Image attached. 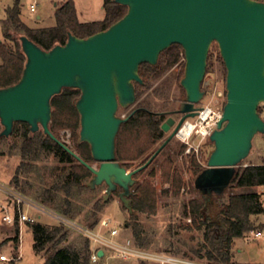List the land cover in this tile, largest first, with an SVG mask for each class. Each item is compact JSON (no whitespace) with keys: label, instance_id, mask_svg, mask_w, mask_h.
Masks as SVG:
<instances>
[{"label":"water","instance_id":"1","mask_svg":"<svg viewBox=\"0 0 264 264\" xmlns=\"http://www.w3.org/2000/svg\"><path fill=\"white\" fill-rule=\"evenodd\" d=\"M114 1L128 8L126 15L88 38L69 33L65 45L45 51L26 36L20 37L27 63L18 83L0 90V138L10 137L16 123L28 124L31 133L42 131L93 174L89 188L106 185L107 200L120 187V199L132 212L129 196L134 176L152 164L188 119L199 114L210 48L217 43L227 70L226 102L208 138L214 148L195 187L203 195L222 196L250 156L254 138L264 134V119L258 111L264 104V2ZM175 44L185 55L180 84L186 97L176 112L182 118L154 155L130 172L116 158V138L127 120L118 113L137 101L136 83L143 84L140 66L156 65L161 53ZM64 89L81 92L75 105L80 141L90 146L98 167L84 161L50 130L51 101ZM174 124L168 118L161 129L168 133Z\"/></svg>","mask_w":264,"mask_h":264},{"label":"trees","instance_id":"2","mask_svg":"<svg viewBox=\"0 0 264 264\" xmlns=\"http://www.w3.org/2000/svg\"><path fill=\"white\" fill-rule=\"evenodd\" d=\"M257 1L264 2V0ZM103 10L105 17L102 21L82 23L78 18L74 0H65L55 11V26L33 29L22 21L20 0H16L13 6L6 10V18L2 21L0 90L14 86L23 75L27 57L22 50L21 36H26L43 50L50 51L56 45H65L69 33L78 38H88L107 30L126 15L128 8L115 3L114 0H104ZM211 57L209 55V62ZM219 60L225 66L221 55ZM176 65L182 66L180 75L184 77V50L177 44L162 52L156 65L142 64L139 75L143 84L136 83V103L140 102L144 91L152 88L155 80ZM209 67L210 64L208 63L207 69ZM80 95L81 92L77 89H64L61 94L53 97L50 130L60 140V131L70 130L76 144V149H71L84 161L93 164L95 161L91 155L90 146L80 141V115L75 107ZM258 111L261 114L260 107ZM165 119V116H159L140 102L133 114L122 124L117 135V162L127 169L130 167L129 163L137 161H141L139 167L143 166L154 154L151 153L152 149L165 137V133L161 129ZM2 130L3 127L0 122V133ZM13 135H20L22 138L20 148L22 162L17 167L13 177V184L16 189L21 188V191L25 192L20 183L21 174H28L33 168V162L40 160L42 156H53L60 163L68 164L69 171L61 184H54L44 191L42 200H38V203L45 209L51 207L63 217L73 219L75 216L72 202L73 191L90 190L88 183L93 174L42 131L31 133L28 124L16 123ZM207 144L213 150L214 146L210 142ZM185 149L186 146H182L178 154H183ZM0 155L2 154L0 153ZM196 159L195 156L191 158L190 167L193 175L197 178L205 168ZM173 164L174 160L168 159L161 165V169L168 165L165 172L163 171L164 182L170 183V188L165 191V194L178 196L186 184L178 170L173 168ZM145 171L146 169L138 173L135 178H139ZM149 175L154 176L155 172L152 171ZM26 183L28 182L26 181ZM260 186H264V164H250L237 169L230 189L248 190ZM60 192L64 193V198L58 197ZM115 193L118 195V192ZM129 200L132 212H130L131 220L127 223V227L132 230L135 244L146 249L147 241L142 235V226L138 217L140 214L151 216L157 213L156 191L149 182L144 181L132 189ZM103 205V199L95 203L92 213L93 219L97 217ZM262 214H264V204L261 195L257 192L231 193L227 200L222 196L200 194L198 198L189 200L184 204L183 215L190 220V223L182 226V229L188 232L202 233L203 242L192 248L190 253L185 252L184 257L205 259L212 264H233L235 241L246 238L247 235L259 229H264L263 225L257 226L252 220L254 216ZM26 224L33 234L34 251L37 255L43 254L45 256L44 264H91L90 241L88 239L83 248L77 249L66 244L68 232L62 225L50 227L39 222ZM95 225L96 222L90 228H94ZM13 226L14 234L10 240L15 247L14 259H18L21 227L17 221Z\"/></svg>","mask_w":264,"mask_h":264},{"label":"rangeland","instance_id":"3","mask_svg":"<svg viewBox=\"0 0 264 264\" xmlns=\"http://www.w3.org/2000/svg\"><path fill=\"white\" fill-rule=\"evenodd\" d=\"M15 1L0 0V41L3 40L2 21L6 18V10L12 7ZM64 1L20 0L21 19L31 28L43 29L44 27L54 26L56 22L55 11ZM74 2L80 22H94L104 19V0H74ZM33 4L36 6L35 12H31L30 9ZM38 17H41V20H38ZM209 55L212 57L210 62L208 61L210 67L207 69L205 76L203 85L205 96L199 104L200 110L207 107L214 109L215 107L223 108L226 102L227 70L219 60L220 50L217 43L212 44ZM181 71L182 66L176 65L171 70L165 72L163 76L153 82L151 89L142 93L140 102L156 113L178 110L186 97L185 91L180 84L183 78V75H180ZM140 102L135 103L127 110L121 109L118 116H127L136 109ZM260 109L261 116L264 119V104L260 105ZM193 119H191L192 122L199 121V119ZM59 135L61 140L70 148L76 149V144L70 130H62ZM169 135L170 132L165 133L164 139L152 149L151 153L156 152ZM201 140L200 137L194 135L187 144L178 138H174L136 180L134 187L147 181L157 194V213L151 216L140 214L138 217V221L142 226V235L147 241L146 249L151 252L184 257L185 252L190 253L192 248L203 242L202 233L195 231L188 232L182 229V226L190 223V220L186 219L183 215L184 204L191 199L198 198L201 194L195 187L196 177L193 175L190 167V160L195 156L197 162L201 163L203 168H206L209 155L212 152V149L207 144L209 139ZM21 143L22 138L20 135H11L8 138L0 140V153L2 154L0 155V256H5L8 259L7 262L0 260V264H44L45 256L43 254L37 255L34 251L33 234L26 223L19 224L21 227L20 245L18 247L19 258L14 259L15 247L10 240L14 234V226L5 224L3 218L6 215L16 216L18 214L17 198H21L33 205V207L28 208L24 203L21 205V208L30 216L37 217L40 215L41 219L39 223L50 227L64 226L68 232L66 244L81 249L87 238L75 226L74 228L69 227L54 218L55 215H63L52 210L51 207L44 206L47 208L45 209L38 203V200H42L41 198L45 190L51 188L54 184H61L69 171L68 164L60 163L53 156H42L40 160L33 162V168L28 174H21L20 183L25 192H22L21 188L16 189L13 184V177L17 167L22 162ZM182 146H186V149L183 154L179 155L178 152ZM197 146H200L198 152L195 150ZM168 159L174 160L173 168L178 170L179 175L186 184L178 196L165 194V191L170 188V183H165L163 179V171L165 172L168 165H165L163 169H161V165ZM140 162L129 163V171L137 169L141 164ZM250 164H264V134L257 135L254 138L251 154L242 163V167ZM92 165L98 167L96 163ZM152 171L155 172L154 176L149 175ZM106 189V185L103 184L95 189L74 190L72 202L75 216L73 219L65 218L82 228H90L94 222H96L94 228H98L101 222L110 219L111 227L115 228L119 233V239L130 238L136 243L131 228L127 227V223L131 220L130 212L124 207L116 193H113L107 200H104ZM243 192H257L261 195V200L264 204V186L248 190L230 189L229 187L222 197L227 200L231 193ZM64 196L63 192L58 193L59 198H64ZM102 199L104 205L98 212L97 217L93 219L94 205ZM252 220L255 225L264 226V214L254 216ZM257 231L264 232V229ZM254 233H250L246 238L235 241L233 246V264H264V241L255 238ZM111 264L140 263L136 261L113 260Z\"/></svg>","mask_w":264,"mask_h":264},{"label":"built area","instance_id":"4","mask_svg":"<svg viewBox=\"0 0 264 264\" xmlns=\"http://www.w3.org/2000/svg\"><path fill=\"white\" fill-rule=\"evenodd\" d=\"M30 9L31 12H35V4L31 5ZM222 114V107H215V109L207 107L199 110V114L195 117L199 119V121L192 122L191 119H188L179 130L177 138L187 144L194 135L200 137L202 139L201 141L206 140L216 129L219 120L222 118ZM186 125H189L188 131L185 128ZM199 148L200 146H197L195 150L198 152ZM24 203L28 208L33 207L31 203L17 198L18 214L16 216L6 215L3 218L5 224L13 226L16 221L19 222V224H34L40 221V215L37 217L30 216L26 211L22 210L21 205ZM40 211L46 213L43 210ZM54 218L69 227L74 228L75 226L90 241L91 264H111L113 260L136 261L140 264H212L203 259H191L151 252L147 249L138 247L130 238L119 239V233L115 228L111 227L110 219L101 222L98 228H82L63 216L55 215ZM254 236L264 241V232L257 231L254 233ZM100 251L103 252L102 256L99 255ZM0 260L2 262L8 261L5 256H0Z\"/></svg>","mask_w":264,"mask_h":264},{"label":"flooded vegetation","instance_id":"5","mask_svg":"<svg viewBox=\"0 0 264 264\" xmlns=\"http://www.w3.org/2000/svg\"><path fill=\"white\" fill-rule=\"evenodd\" d=\"M197 107L199 108V105H197ZM177 111H178V110H174V111H171V112H160V113H157L159 116H165L166 119L164 120V122H166V121L168 120V118H173V119L175 120V124H174L173 128L170 130V135L172 134V132H173V130L175 129L176 125L179 123V121H180L181 118H182V115H181V114L176 113ZM133 112H134V110H133L131 113H129L127 116L122 117V118H124V119H128V117H129L131 114H133ZM118 114H119V113H118ZM164 122H163V123H164ZM163 123H162V124H163ZM164 133H165V132H164ZM170 135H169V136H170ZM169 136H168V137H169ZM175 138H177V137H175ZM167 139H168V138H167ZM167 139H166V140H167ZM173 139H174V138H173ZM173 139H172V140H173ZM166 140H165V141H166ZM172 140H171V141H172ZM165 141H164V142H165ZM171 141H170V142H171ZM164 142H163V143H164ZM161 146H162V145H161ZM161 146H160V147H161ZM160 147H159V148H160ZM154 153H155V152H154ZM153 155H154V154H153ZM153 155H152V156H153ZM152 156H151V157H152ZM151 157H150V158H151ZM152 163H153V162H152ZM120 164H121V163H120ZM121 166H123V165L121 164ZM123 167H125V166H123ZM125 168H126V167H125ZM126 169H127V168H126ZM127 170L129 171V169H127ZM130 172H131V171H130ZM135 176H136V175H135ZM135 176H134V179L137 180V179L135 178ZM134 185H135V184H134ZM133 187H134V186L131 187V192H132ZM116 192H118V196H119V198H120V194L123 192V190H122L120 187H118V189L116 190ZM120 200H121V199H120Z\"/></svg>","mask_w":264,"mask_h":264},{"label":"crops","instance_id":"6","mask_svg":"<svg viewBox=\"0 0 264 264\" xmlns=\"http://www.w3.org/2000/svg\"><path fill=\"white\" fill-rule=\"evenodd\" d=\"M38 20H41V17H38ZM56 23V22H55ZM85 23H88V22H85ZM26 24V23H25ZM28 27H30L28 24H26ZM55 26V25H54ZM50 27H53V26H49V27H44V28H50ZM31 28V27H30ZM33 29H37V28H33ZM39 210V209H37Z\"/></svg>","mask_w":264,"mask_h":264},{"label":"bare ground","instance_id":"7","mask_svg":"<svg viewBox=\"0 0 264 264\" xmlns=\"http://www.w3.org/2000/svg\"><path fill=\"white\" fill-rule=\"evenodd\" d=\"M185 128H186V130L188 131V130H189V125H186V127H185Z\"/></svg>","mask_w":264,"mask_h":264}]
</instances>
